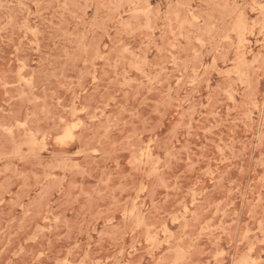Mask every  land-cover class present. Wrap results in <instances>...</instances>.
<instances>
[{
    "label": "rangeland",
    "instance_id": "obj_1",
    "mask_svg": "<svg viewBox=\"0 0 264 264\" xmlns=\"http://www.w3.org/2000/svg\"><path fill=\"white\" fill-rule=\"evenodd\" d=\"M0 264H264V0H0Z\"/></svg>",
    "mask_w": 264,
    "mask_h": 264
}]
</instances>
